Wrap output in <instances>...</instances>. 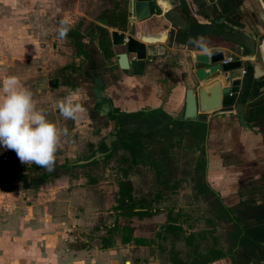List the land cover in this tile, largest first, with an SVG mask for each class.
Segmentation results:
<instances>
[{
	"label": "crops",
	"instance_id": "obj_1",
	"mask_svg": "<svg viewBox=\"0 0 264 264\" xmlns=\"http://www.w3.org/2000/svg\"><path fill=\"white\" fill-rule=\"evenodd\" d=\"M176 1L192 22L205 24L222 17L224 24L246 32L258 46L262 43L260 36L264 32V13L257 0ZM125 11L123 30L116 23L113 27H102L99 23L96 25L106 30L108 35L100 42L95 36L82 42L87 59L80 67L74 85L80 92L89 91L93 99L90 106L85 107L87 120L81 126L90 129L91 132L86 135L93 136V140L86 141V146L89 144L92 148H96L101 137L113 126L109 122L113 110L133 116L135 113L151 114L153 111L155 116L174 121L178 129L191 124V120L182 119L184 92L191 89L194 93L203 85V82H197L193 77V70L198 68L193 63V57L205 54L192 41L203 39L210 52L219 51L223 53L224 59L239 60L241 68L233 71L237 76L232 77L231 72L228 74L233 80L241 78L244 68L245 53L237 44L213 37H188L153 16L138 23H129L127 9ZM111 30L131 36L145 45L151 61L145 63L142 76L133 77L129 71H121L117 67L116 55L122 49L110 44ZM157 30H164L168 36L158 38L157 34L154 36L157 39L150 37ZM257 53L264 65V43ZM220 75L216 73L206 82L218 79ZM158 109L162 111L158 112ZM243 121L242 126L236 116H226L213 118L207 126L204 125L201 142L202 186L208 189L206 193L215 201L224 220V231L219 242L204 244L207 245L204 252H197L194 248L201 245V238L198 240L194 236L191 245L185 244L191 246V252L184 254L138 252L146 242L143 239H148L147 236L124 235L116 238L113 232L111 238L106 235L104 239L101 238L114 225L95 228L97 224L93 225L94 222L87 224L85 219L92 218L97 208H51L50 200L41 193L56 188L54 197L59 198V205L64 206L66 202L61 198L69 187L72 186V189L68 194L84 192L83 187H77L84 177L73 179L66 173L48 181H40L45 169L30 164L27 172L12 174L11 181L13 185H18L15 186L18 188L16 193L27 195L26 201L31 198L34 202L31 205L17 202L12 205L15 208L0 205V264H33L30 262L36 260H42L43 264H57L71 259L72 255L77 264H264V75L252 83L243 105ZM83 137L80 133L79 138ZM66 163V160H56L59 166ZM33 193L39 195L36 200L32 198ZM0 197H3L2 193ZM56 201L58 203L59 200ZM71 211L76 216L72 223L67 218ZM10 212L12 215L7 216ZM86 226H89L87 230L84 228ZM178 228L172 221L165 224L162 230L166 229L167 233H162L159 242L164 244L167 237L177 241ZM93 230L98 237L101 236L98 240L89 234L88 244L72 253L67 252L69 245L77 243L75 237Z\"/></svg>",
	"mask_w": 264,
	"mask_h": 264
},
{
	"label": "rangeland",
	"instance_id": "obj_2",
	"mask_svg": "<svg viewBox=\"0 0 264 264\" xmlns=\"http://www.w3.org/2000/svg\"><path fill=\"white\" fill-rule=\"evenodd\" d=\"M127 1L0 0V79L7 75L18 76L22 84L33 92L37 107L44 109L50 120L67 128V135L62 137L61 147L57 152V162L85 160L91 155L86 141L93 140V136L86 135L91 132L89 128L81 127L87 120L86 111L78 119H65L59 113L57 102L70 91L77 90L74 82L78 79L80 67L87 59L82 42L91 40L93 36L99 41L108 35L106 30L103 32L97 28L96 24L99 23L102 27H107L108 22L116 23L123 30ZM122 13L125 15L124 22L119 17ZM65 15L73 20L70 31L78 34L79 52L73 40L67 37L61 40L57 37L56 30ZM165 36L168 34L165 33ZM230 75L234 77L237 73L231 72ZM49 80L51 82L55 80L57 86L55 88L48 86ZM80 94L84 107L90 106L93 101L90 92L85 90ZM148 123L150 124L149 121ZM124 128L129 133L136 132L139 135L138 140H141L144 146L141 153L144 155L148 152L158 164L155 167L145 166L143 163L133 166L129 161V152L122 151L116 145L112 157L107 161H100L97 165L91 164L81 169L77 166L66 169L65 174L68 173L73 179L84 177L82 183L77 186L83 187L84 192L68 194L72 186L64 192L66 194L61 199L66 205H59L60 199L54 197L53 192L57 191L56 188L41 191L50 200L51 208H97V211L93 212L95 214H91L94 217H87L85 222L87 224L94 222L93 225L97 224L95 228L113 224L114 231L109 229V233L102 234L100 237L103 239L105 235L111 238L113 232L116 238L124 235L147 236L148 239H143L146 242L138 252L154 254L191 252V246L185 244L191 245L193 236L198 240L201 238L199 242L201 245L194 247L201 253L207 246L204 244L209 245L211 241L219 242L224 231L223 215L212 197L207 193L201 194L202 178L197 169V165L201 163L198 141L190 136H178L179 134L173 136L158 132L156 127L148 128L143 121L139 123L128 120L124 122ZM79 129L81 132L78 133ZM80 133L83 134V139L79 138ZM137 158L138 162L140 159L144 160L140 156ZM29 166L22 164L14 151L0 147V193L3 195L0 197V205L6 204L4 208H15L12 205L17 202L23 205H31L34 202L31 198L26 201L27 195L16 193L18 185H13L11 181L12 174L27 172ZM126 180L132 186L135 208H143L144 215L131 216L128 215L129 209H121L122 204L118 201L116 189L118 182ZM12 191L14 193H11ZM35 193L32 198L36 200L39 195ZM56 200H59L58 203ZM11 215V212L7 213V216ZM67 218L68 222L72 223L76 216L71 211ZM170 221L180 227L178 239L172 241L167 237L163 244L159 242V238L169 229L162 228ZM84 228L88 229L89 226ZM89 234H93L97 240L100 238L95 230L88 231V234L81 233L74 238L77 243L68 246L67 252L72 253L73 250H79L84 244H88ZM90 244L91 242L89 247ZM37 247L39 248L38 245ZM75 259L72 255L71 259L57 264H77ZM30 263L43 264V261L36 260Z\"/></svg>",
	"mask_w": 264,
	"mask_h": 264
},
{
	"label": "water",
	"instance_id": "obj_3",
	"mask_svg": "<svg viewBox=\"0 0 264 264\" xmlns=\"http://www.w3.org/2000/svg\"><path fill=\"white\" fill-rule=\"evenodd\" d=\"M264 13V0H257ZM128 22L138 23L150 16L167 22L191 38H218L242 47L245 53L243 75L233 80L228 74L241 68V63L229 61L225 64L223 53L219 51L210 54H196L193 63L198 66L193 70L197 82H203L193 93L191 89L184 92L183 120H191L202 125H208L213 118L236 116L238 123L244 125L243 105L254 80L264 75V65L259 59V46L250 39L249 34L236 27L224 24L223 18L212 19L209 23L199 24L189 20L176 0H128ZM110 44L120 47L122 51L116 55L117 67L121 71H129L131 76H142L145 63L151 61V55L146 53L145 45L131 36L111 30ZM264 41V32L260 36ZM220 73L221 77L206 82L211 76ZM48 86L56 87V83L48 81Z\"/></svg>",
	"mask_w": 264,
	"mask_h": 264
},
{
	"label": "clouds",
	"instance_id": "obj_4",
	"mask_svg": "<svg viewBox=\"0 0 264 264\" xmlns=\"http://www.w3.org/2000/svg\"><path fill=\"white\" fill-rule=\"evenodd\" d=\"M73 20L65 15L56 30L61 40L67 37ZM206 54H210L203 39L192 41ZM61 116L78 119L84 112L80 90L70 91L57 102ZM67 128L50 120L44 109L37 107L33 92L24 86L16 75L0 79V147L16 153L22 164L54 170L61 139L67 135Z\"/></svg>",
	"mask_w": 264,
	"mask_h": 264
},
{
	"label": "flooded vegetation",
	"instance_id": "obj_5",
	"mask_svg": "<svg viewBox=\"0 0 264 264\" xmlns=\"http://www.w3.org/2000/svg\"><path fill=\"white\" fill-rule=\"evenodd\" d=\"M157 34H158V38L165 37L164 30L162 31L157 30V32H155V34L151 35L150 37H154ZM153 39H157V38L154 37ZM102 50L104 52L106 51L104 47L102 48ZM51 83L53 84L56 82L54 80V82H51ZM56 86H57V83H56ZM113 111H114L113 114H111L109 118V122H111L113 126L112 127L110 126L107 134L101 137V140L97 144L96 148H92L89 144H87V147L89 148L90 154H91L90 157H88L85 160H75L73 162H68L64 165H60V167L62 168L61 170H65V169L69 170L70 168L74 166H77L78 168L81 169L91 164L97 165V163H99L100 161H107L112 157V154L116 148V145H118L122 149V151L129 152L130 154L129 161L131 165L137 166L138 164L143 163V164H146L145 166L148 165V166L155 167L158 164V162L152 158V155H150L148 152L145 153L144 155L141 153V151L144 150V146L141 140L140 141L138 140L139 135L136 132L129 133V131H127L124 128V122L128 120L138 121L139 123L140 121H143V123H145L148 128L156 127V130L158 132L162 131L163 133H166L169 135L177 136L179 134L178 136L193 137L198 141L200 151L202 153L201 142L204 136V125L200 123L191 121V124H188V126L184 128L180 127V129H178L177 126L174 124V121L172 120L167 121L166 118H164L163 116L162 118H160L159 116H155L156 113L153 114L152 113L153 111L151 112V114L149 113L144 114L142 112L135 113L134 116L120 113L117 110H113ZM157 111L160 112L162 110L158 109ZM131 116L133 117L131 118ZM148 121L150 122V124L148 123ZM185 121H189V120H185ZM138 151H139V154H137ZM138 156H140V158H144V160L140 159V162H138V158H137ZM200 162L201 163L197 165L198 167L197 169L200 171L199 173L200 178H202L201 177L202 161ZM126 182L128 181L126 180ZM200 191H203L201 194H205L208 191V189L207 188L204 189L203 186L201 185Z\"/></svg>",
	"mask_w": 264,
	"mask_h": 264
},
{
	"label": "trees",
	"instance_id": "obj_6",
	"mask_svg": "<svg viewBox=\"0 0 264 264\" xmlns=\"http://www.w3.org/2000/svg\"><path fill=\"white\" fill-rule=\"evenodd\" d=\"M119 17H121V21L124 22V20H125L124 13L120 14ZM106 24H107V27L115 26L114 25L115 23H111V22H108ZM97 28H99V27H97ZM100 29H102V28H100ZM102 30H103V32H105L104 29H102ZM180 33L185 35V33H183V32H180ZM77 37H78V34L76 32L70 31L67 33V38L73 40L74 46L76 47L77 51L79 52L80 51V43H79ZM59 167H60L59 165L55 164L54 170L51 172L44 170L43 168L38 167L41 170H44L40 176L41 177L40 181H48V180L53 179V178H55L61 174H65L66 169L61 170L62 168L61 167L59 168ZM116 193H117L118 201L122 204L121 209H123V210L129 209L128 215L138 216V217L141 215H144V209L143 208H135V203H134V200L132 197V189H131V186L128 182H124V181L118 182ZM118 209H120V208H118ZM135 209L137 211H134ZM123 241H124V239H123Z\"/></svg>",
	"mask_w": 264,
	"mask_h": 264
},
{
	"label": "built area",
	"instance_id": "obj_7",
	"mask_svg": "<svg viewBox=\"0 0 264 264\" xmlns=\"http://www.w3.org/2000/svg\"><path fill=\"white\" fill-rule=\"evenodd\" d=\"M229 61H231L230 59H223V61L221 62L222 64H225V63H227V62H229ZM243 73H244V71L243 70H241V76L243 75Z\"/></svg>",
	"mask_w": 264,
	"mask_h": 264
},
{
	"label": "bare ground",
	"instance_id": "obj_8",
	"mask_svg": "<svg viewBox=\"0 0 264 264\" xmlns=\"http://www.w3.org/2000/svg\"><path fill=\"white\" fill-rule=\"evenodd\" d=\"M262 43H264V41H262ZM262 43H261V44H262ZM261 44L259 45V51H260V46H261ZM260 54H261V53H260ZM261 57H262V56H261ZM262 60H263V58H262ZM263 62H264V60H263Z\"/></svg>",
	"mask_w": 264,
	"mask_h": 264
}]
</instances>
